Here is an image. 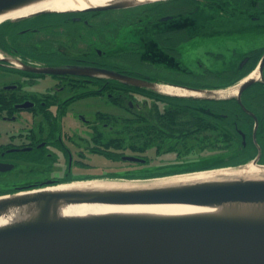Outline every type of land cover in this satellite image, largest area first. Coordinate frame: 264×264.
<instances>
[{"label": "flooded vegetation", "instance_id": "flooded-vegetation-1", "mask_svg": "<svg viewBox=\"0 0 264 264\" xmlns=\"http://www.w3.org/2000/svg\"><path fill=\"white\" fill-rule=\"evenodd\" d=\"M236 1L158 0L0 24V195L76 180L163 177L256 157L264 163V44L220 59V68L208 72L222 78L218 84L159 76L163 68L190 73L180 49L198 37L239 33L247 25L264 29V9L244 13ZM131 56L147 71L124 65ZM255 69L251 84L222 99L174 97L108 74L211 88L235 84ZM189 155L215 159L197 169L141 170ZM96 162L113 169L88 177Z\"/></svg>", "mask_w": 264, "mask_h": 264}, {"label": "water", "instance_id": "water-1", "mask_svg": "<svg viewBox=\"0 0 264 264\" xmlns=\"http://www.w3.org/2000/svg\"><path fill=\"white\" fill-rule=\"evenodd\" d=\"M23 1L25 0H0V11ZM140 3L143 1L113 0L103 5H89L82 10H105ZM44 11L41 10L38 13H47ZM20 18L23 17L14 20ZM263 63L264 53L260 62V70ZM42 71L61 72L62 70L44 68ZM108 74L136 87H149L160 92L158 89L160 83H152L118 73L108 72ZM247 77L237 83V93H241L254 81L253 77ZM173 86L204 94L172 95L166 93L167 95L199 99L225 98L215 95L212 92L215 89ZM128 159L137 160L135 157ZM257 160L256 157L235 167L248 162L263 166ZM261 175L262 178L237 177L174 189L145 188L130 191H105L98 196L86 192L69 191L59 192L53 196L69 198L73 201L104 203L204 205L234 201L256 202L264 201V173L261 172ZM18 193L20 192L2 195L0 198L15 196ZM25 202H28L27 199H2L0 206ZM0 264H264V222L197 218L17 226L0 230Z\"/></svg>", "mask_w": 264, "mask_h": 264}, {"label": "bare ground", "instance_id": "bare-ground-1", "mask_svg": "<svg viewBox=\"0 0 264 264\" xmlns=\"http://www.w3.org/2000/svg\"><path fill=\"white\" fill-rule=\"evenodd\" d=\"M113 0H25L10 8L0 11V24L41 10L71 11L82 10L89 5H103ZM154 1V0H136ZM254 11V10H253ZM252 11V12H253ZM258 76L253 70L247 78ZM237 84L218 88L212 92L217 96H232L237 93ZM161 92L176 95H202L204 93L187 90L168 84H159ZM243 164V163H242ZM264 165L256 166L252 162L239 167H222L213 170H202L184 174H175L148 180L131 179L112 181L93 179L74 181L48 186L42 189L20 192L15 196L2 199H27L23 204L9 203L0 206V230L26 225H59L99 221H148V220H182V219H215L246 222H264V201L256 202H220L214 204L182 203H104L100 201H73L69 198H56L59 192H86L98 196L105 191H130L145 188H182L200 184L224 181L237 177L262 178Z\"/></svg>", "mask_w": 264, "mask_h": 264}, {"label": "rangeland", "instance_id": "rangeland-1", "mask_svg": "<svg viewBox=\"0 0 264 264\" xmlns=\"http://www.w3.org/2000/svg\"><path fill=\"white\" fill-rule=\"evenodd\" d=\"M240 3L243 5L244 13L252 14L254 11H261L264 9V0H240ZM236 6V4L234 3ZM259 5V9L257 6ZM235 6H231L234 8ZM249 8V9H248ZM254 10V11H253ZM253 11V12H251ZM258 15V14H256ZM16 30V29H15ZM14 30V34L16 31ZM42 38V36H40ZM214 41L215 44L211 45L210 42ZM195 42V46L193 43ZM264 44V29H252L250 26H245V28L237 33V31L228 32V33H218L212 34L210 37L206 36V38H197L189 43H185L181 46L180 49V58L184 61L185 65L189 69L190 73L183 72H168L165 68L159 70L160 77H168L174 80L183 81L189 83L191 85L197 83H204V86L218 84V81L222 80L221 77L217 75H208L210 71L213 72L214 69H219V60L222 59L225 62L232 60L233 49H249L250 47L259 46ZM210 52V53H207ZM215 54H221L223 57H214ZM134 56L128 57V62L123 61L124 65L128 67H137V69H143L147 71V67L144 65H140L137 60H134ZM200 58L201 66L196 65V60ZM204 68H207L205 70ZM137 97H140L139 95ZM230 153L223 154L222 157L228 158ZM203 158V157H202ZM199 156L190 157L186 156L180 158L179 163L176 162V159L172 162H167L162 160V162L157 161L155 163H150L145 166H141V170L145 173H148L152 170L158 169H197L201 167H206V164L209 162L208 160H214L215 158L202 159ZM230 160V159H229ZM207 162V163H206ZM99 163H95V167L86 171L88 173V177H104L101 175L104 174V170H112L113 168H107L103 165H97ZM82 171V170H81ZM87 176V175H82ZM85 179V178H84Z\"/></svg>", "mask_w": 264, "mask_h": 264}, {"label": "trees", "instance_id": "trees-1", "mask_svg": "<svg viewBox=\"0 0 264 264\" xmlns=\"http://www.w3.org/2000/svg\"><path fill=\"white\" fill-rule=\"evenodd\" d=\"M233 2L235 3V4H237V1L236 0H233ZM214 87V86H213ZM220 165H229V163H221V164H217V165H213L212 167H214V166H220ZM207 168H211L210 166L208 167L207 166Z\"/></svg>", "mask_w": 264, "mask_h": 264}]
</instances>
